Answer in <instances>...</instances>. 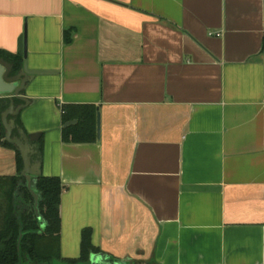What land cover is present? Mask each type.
<instances>
[{
	"label": "crops",
	"instance_id": "1",
	"mask_svg": "<svg viewBox=\"0 0 264 264\" xmlns=\"http://www.w3.org/2000/svg\"><path fill=\"white\" fill-rule=\"evenodd\" d=\"M25 45L44 74L10 120L65 186L62 258L90 230L122 264H264V0H0V58ZM67 106L97 110L95 143L63 141Z\"/></svg>",
	"mask_w": 264,
	"mask_h": 264
},
{
	"label": "trees",
	"instance_id": "2",
	"mask_svg": "<svg viewBox=\"0 0 264 264\" xmlns=\"http://www.w3.org/2000/svg\"><path fill=\"white\" fill-rule=\"evenodd\" d=\"M72 30L65 33V43L72 41ZM14 65L15 71L22 68V56L4 53L1 55ZM65 125L76 120L63 130L66 143H95L97 141V110L92 107L67 106L62 108ZM5 138L6 130L2 128ZM12 149L16 147L3 143ZM19 175L0 178V264H92L94 255H105L93 245L92 233H82L81 256L64 259L60 252L61 243V198L65 190L58 177L40 176L33 185L39 195L38 218L35 200L21 176L23 160L17 150ZM44 224V226H42ZM116 261L109 259L112 263ZM107 264V263H100Z\"/></svg>",
	"mask_w": 264,
	"mask_h": 264
},
{
	"label": "water",
	"instance_id": "3",
	"mask_svg": "<svg viewBox=\"0 0 264 264\" xmlns=\"http://www.w3.org/2000/svg\"><path fill=\"white\" fill-rule=\"evenodd\" d=\"M24 64L19 71H15L14 65L7 62L6 60L0 58V97L10 102L9 109L6 110L2 116V122L6 129L5 141L14 145L19 151L23 160V170L21 176L27 180V187L31 192L35 200V211L39 219H41L39 214V195L33 188L36 179L42 176L41 163L34 161L33 156L38 154L34 147V142L37 140V135H26L24 131L20 132V136L14 135L15 125L10 116H16L19 111L26 107L29 102L23 98V93L27 83L31 79L38 75H43L44 72L41 71H31L27 65V46L25 45L24 51ZM20 99L24 102L21 108H16L14 101ZM44 226V224L42 225ZM110 257L104 255H95L92 258V264H122V262L114 261L109 262Z\"/></svg>",
	"mask_w": 264,
	"mask_h": 264
},
{
	"label": "rangeland",
	"instance_id": "4",
	"mask_svg": "<svg viewBox=\"0 0 264 264\" xmlns=\"http://www.w3.org/2000/svg\"><path fill=\"white\" fill-rule=\"evenodd\" d=\"M54 264H58V263H54Z\"/></svg>",
	"mask_w": 264,
	"mask_h": 264
}]
</instances>
